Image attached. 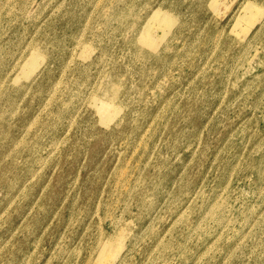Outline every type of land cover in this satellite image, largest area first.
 Returning a JSON list of instances; mask_svg holds the SVG:
<instances>
[{
  "label": "rangeland",
  "instance_id": "374dc122",
  "mask_svg": "<svg viewBox=\"0 0 264 264\" xmlns=\"http://www.w3.org/2000/svg\"><path fill=\"white\" fill-rule=\"evenodd\" d=\"M0 264H264V0H0Z\"/></svg>",
  "mask_w": 264,
  "mask_h": 264
},
{
  "label": "bare ground",
  "instance_id": "6f19581e",
  "mask_svg": "<svg viewBox=\"0 0 264 264\" xmlns=\"http://www.w3.org/2000/svg\"><path fill=\"white\" fill-rule=\"evenodd\" d=\"M146 36H149V35H146Z\"/></svg>",
  "mask_w": 264,
  "mask_h": 264
}]
</instances>
